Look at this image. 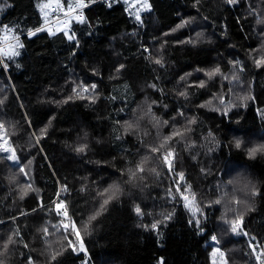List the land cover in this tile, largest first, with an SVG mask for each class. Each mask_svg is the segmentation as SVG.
Instances as JSON below:
<instances>
[{
	"label": "trees",
	"instance_id": "obj_1",
	"mask_svg": "<svg viewBox=\"0 0 264 264\" xmlns=\"http://www.w3.org/2000/svg\"><path fill=\"white\" fill-rule=\"evenodd\" d=\"M51 1L61 15L78 5L0 0V47L15 44L14 36L23 44L12 60L0 57V115L12 121L5 134L19 161L0 154V252L5 238L15 240L0 256L3 264H29V257L32 264H84L85 256L90 264H161V258L163 264H259L249 241L255 237L252 243L264 248V152L250 157L248 150L264 145V63L256 64L264 57V0H149L142 24L123 0L111 7L107 0H84L80 14L56 27L46 25ZM38 28L44 30L28 35ZM217 66L220 73L209 78ZM126 122L134 127L126 130ZM175 130L183 135L151 153ZM23 140L31 146L25 151ZM81 145L85 150L76 151ZM169 149L171 172L162 160ZM145 156V171L130 181L128 170ZM113 183L121 193L85 231L109 195L98 193ZM22 189L28 195L20 199ZM58 192L67 217L54 211ZM181 193L189 197L187 207ZM241 215V234H231L230 222ZM61 219L66 232L53 227ZM81 241L85 250L73 251ZM214 248L224 257L214 256Z\"/></svg>",
	"mask_w": 264,
	"mask_h": 264
},
{
	"label": "snow or ice",
	"instance_id": "obj_2",
	"mask_svg": "<svg viewBox=\"0 0 264 264\" xmlns=\"http://www.w3.org/2000/svg\"><path fill=\"white\" fill-rule=\"evenodd\" d=\"M115 2H119V0H107V3H108L109 7H111L112 4L115 3ZM227 3L228 4H236V3H238V0H227ZM78 6L79 7L86 6L84 4V0H78ZM2 8H3V5H0V9H2ZM72 10L73 9H72V6L70 4L69 5V11L71 12ZM150 10H151V4L149 3V0H142L141 6L139 8H136L135 19L142 24L143 20H142L141 14H140L141 11H150ZM77 20H78V22H83V17L82 16L81 17H77ZM189 22H190V20L183 21L181 23V25H179L178 27H183L185 24H187ZM259 22H264V21H259ZM3 27H4V29L6 31H14V29H9L8 26H3ZM42 30H44V29L43 28H38L35 31H29L28 35L29 36L35 35L36 32H39V31H42ZM173 31H175V29ZM50 34H54V33H50ZM65 35L67 36V38L69 40H73L74 39V35L69 34L67 31L65 32ZM197 35L198 36H202L203 33H198ZM13 39L16 41V43L10 45L7 50H5L4 48L0 47V57L6 58L7 60H12L14 57H17V56L20 55L19 49L23 48V44L19 43V36H14ZM145 51L147 52L148 50L145 49ZM155 63L156 64H161L162 61L157 59L155 61ZM232 63H233L234 67H237L239 65V71H243V66L239 64V61H233ZM262 63H264V57H262L260 60L256 61L257 66H260ZM3 66H4L5 69L7 68V64H4ZM17 67H19V65H17ZM122 68H124V65H120L119 68L117 69V71H119ZM219 73H220V68L217 66L216 68L212 69L211 71H208L206 73V75L209 78H212L213 76H215V75H217ZM183 79H184V77H181V80H183ZM225 79H227V77H225ZM239 79H240V77L238 75L233 74L232 80L239 81ZM204 83H205L204 81H201L199 86L200 87H204ZM152 87H155V85H152ZM96 88H97V85H95V84L91 85V91L92 92H94L96 90ZM73 91L76 92L77 90L74 88ZM82 91L85 92V93H88L90 91V89L87 86H85V87L82 88ZM180 95L181 96H185L186 93L185 92H181ZM81 98H83V97H81ZM89 98L92 99V100L95 99L94 96H91ZM250 98L251 97H247V96L246 97H242V99H245V100L246 99H250ZM69 99H71V97H69ZM2 103H3V100H0V104H2ZM153 103H155V102H153ZM223 103H224V101L221 100V104H223ZM150 110L151 109L149 108V111ZM181 115H183V113H181ZM153 119H155V117ZM156 123L159 124L160 121L156 120ZM163 123L167 124L168 122L164 121ZM188 123L189 124L195 123V118L193 117L191 120H189ZM133 127H134L133 124L127 123V129L126 130H130ZM4 129H5L4 123L2 121H0V153H11L10 155H8L5 158L8 159V160H11V161H14V162L18 163L19 161H18V157L16 155V151H15L14 148H12L9 145V140H8L6 134H5V130ZM46 130H47L46 128L42 129L41 130V134L43 135L46 132ZM182 135H183V133L180 130L173 131L170 136H167V137L164 138L163 143L159 147H152L150 149L151 153L160 152V149L163 148L164 145L168 143V141L173 139V137L182 136ZM38 142H39V138H37V143ZM241 144H242L241 139H236L235 140L236 148L239 149L241 147ZM85 148H86V145H81L80 147H78L76 149V151L83 152L85 150ZM257 152H264V145H258L256 147H253V148L249 149L248 150V155L250 157H252V156H255L257 154ZM174 158H175V153H174V151L172 149H169L167 152L163 153V155H162L163 163L168 167V170L170 172L173 170V160H174ZM149 159H150L149 156L143 157L141 163L137 165L135 171H133L132 169L128 170L129 171L130 181L135 179L137 177L138 173H142V172L145 171L144 164H146L149 161ZM29 164H31V161H29ZM149 171L152 172V173H156V169L155 168H151V169H149ZM20 172L24 176L28 175V173L25 171L24 167L20 168ZM157 175H158V173H157ZM178 175L180 177V180L183 181V179H184L183 173H178ZM11 179L14 180L15 176L11 177ZM234 182L238 183L239 182V178H237V180H235V181H229L230 184L234 183ZM249 184H250V181L245 183L244 188L241 189V190L242 191L243 190H247L248 187H249ZM29 187H30V185H29ZM190 187L191 186L189 185L188 188L190 189ZM62 191H67V186L66 185L63 186ZM176 191L177 192L180 191L179 187H177ZM105 193H109V195L107 196L106 199L103 200V203L100 204V209L89 217L88 222L84 225L85 231L88 230V225L91 223V221L95 220L99 215H101V213L105 210V206L108 205L110 201H112V200H114L115 198L118 197V195L121 193L120 185L117 184V183H113L112 185H109V187L105 188L103 190V192L98 193V195L103 196ZM256 194L257 193L255 191V188H254V186H252V195H256ZM26 195H28V192L26 190L22 189L21 192H20V199H23ZM180 195H181V198L185 201V206L187 207L188 206L189 197L185 196L183 193H181ZM194 197H195V193H193V198ZM57 200L59 202L55 203L54 211L56 212V214L58 216L67 217L68 216V206L65 203V200L60 198V193L59 192L57 193ZM214 203L219 204V203H221V201L220 200H216V201H214ZM238 203H240V202L238 201ZM134 210H135L137 215H142L143 214L139 205H137ZM33 211H35V210H33ZM197 211H198V209H197ZM20 215H25V213H21ZM15 219H16V217H13V220H15ZM165 219H170V216H166ZM242 220H243V216L241 215V216H239L238 219L232 220L230 222V232H231V234H235V235H240L241 234L239 229L241 227ZM190 223H192V221H190ZM195 223L199 224V220H196ZM159 224H160V221H157V222L153 223L151 225V229L157 230ZM53 227L56 229L57 232H60L62 229L66 232L69 226L67 224H64L63 219H61L60 222L58 224H56V225H53ZM145 227H147V226H145ZM43 231H44L45 235L48 234V230H47L46 227L43 229ZM73 231H75V227L74 226H73ZM14 235L15 236H19L20 235L18 228L16 229ZM76 235H77V239H79L80 238L79 237V233H76ZM243 235H247V233H243ZM211 239L214 242L219 243L218 238L216 236H212ZM253 240H255V237H253L249 241V247L251 248L252 253L255 256V259L259 262V264H264V259H262V257H264V248H260V245L258 243L254 245L252 243ZM14 243H15V240L13 239V236H9L8 237V241L3 244L4 252H0V256H3L4 253L8 250L9 244H14ZM70 243L71 242H69V244ZM25 247H27V245H25ZM257 248H260L259 252H257ZM84 250L85 249H84L82 241H81L79 249L73 248V251H84ZM216 253H219L221 258L224 257V253L221 252L219 248H214L213 249V255L214 256L216 255ZM58 254L59 253L53 254L52 259L55 260L56 255H58ZM0 264H3V260L2 259H0ZM29 264H32L31 257H29ZM161 264H163V259L162 258H161ZM224 264H227L226 260L224 261Z\"/></svg>",
	"mask_w": 264,
	"mask_h": 264
},
{
	"label": "rangeland",
	"instance_id": "obj_3",
	"mask_svg": "<svg viewBox=\"0 0 264 264\" xmlns=\"http://www.w3.org/2000/svg\"><path fill=\"white\" fill-rule=\"evenodd\" d=\"M56 1H51V3L52 4H54ZM123 2L125 3V5H126V9H127V11L130 13V14H132L133 16H135V11H136V8H139L140 6H141V3H142V0H123ZM50 3V4H51ZM66 12V11H65ZM64 12V13H65ZM44 16H46V14H44ZM75 15H71V16H69V17H67V18H65V19H61V21L60 22H66L67 20L69 21V19L71 18V17H74ZM63 18V17H62ZM49 19H47L46 21H48ZM57 24H58V22H57ZM63 26V25H62ZM1 85H0V100H3V103H4V100H5V97H2L1 95ZM2 103V104H3ZM2 104H0V105H2ZM0 121H2L3 123H4V126H5V131L6 130H9L10 128H11V122L8 120V119H6L5 117H3V116H1L0 115ZM38 135V134H37ZM10 145V144H9ZM28 147L30 148L31 146H30V144H29V142L27 141V140H23V142H20L19 143V149L20 150H23V151H25V150H27L28 149ZM13 148V147H12ZM1 155L3 154L5 157H7L8 155H10L11 153H0ZM17 155V154H16ZM11 163H14V164H17V162H14V161H11V160H9ZM11 184H13V189L15 190H17V187H16V184H15V182H14V180H13V182H10ZM5 238V237H4ZM5 239H8V237L7 238H5ZM82 261H83V263L84 264H90V263H88V260H87V258H86V256L82 259Z\"/></svg>",
	"mask_w": 264,
	"mask_h": 264
},
{
	"label": "built area",
	"instance_id": "obj_4",
	"mask_svg": "<svg viewBox=\"0 0 264 264\" xmlns=\"http://www.w3.org/2000/svg\"><path fill=\"white\" fill-rule=\"evenodd\" d=\"M72 11L70 12L69 9L66 11V13H64L65 17H68L70 16L71 14H74V13H79L80 10H81V7L79 6H72ZM64 18H60V14L58 12V8L55 4H52L50 6V9H49V20L48 21H53V22H58L60 21L61 19H64Z\"/></svg>",
	"mask_w": 264,
	"mask_h": 264
},
{
	"label": "bare ground",
	"instance_id": "obj_5",
	"mask_svg": "<svg viewBox=\"0 0 264 264\" xmlns=\"http://www.w3.org/2000/svg\"><path fill=\"white\" fill-rule=\"evenodd\" d=\"M74 6H77V5H74ZM64 18L65 17V15L63 14V15H60V18ZM46 25H48V26H50V27H56V25H57V22H53V21H48L47 23H46Z\"/></svg>",
	"mask_w": 264,
	"mask_h": 264
},
{
	"label": "clouds",
	"instance_id": "obj_6",
	"mask_svg": "<svg viewBox=\"0 0 264 264\" xmlns=\"http://www.w3.org/2000/svg\"><path fill=\"white\" fill-rule=\"evenodd\" d=\"M243 202V201H242Z\"/></svg>",
	"mask_w": 264,
	"mask_h": 264
}]
</instances>
